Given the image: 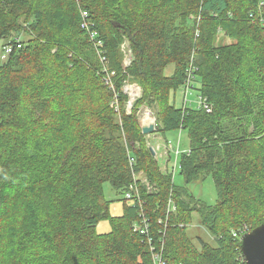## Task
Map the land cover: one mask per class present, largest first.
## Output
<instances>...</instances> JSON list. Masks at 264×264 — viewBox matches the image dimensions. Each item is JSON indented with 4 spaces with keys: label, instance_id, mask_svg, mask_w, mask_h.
Returning a JSON list of instances; mask_svg holds the SVG:
<instances>
[{
    "label": "trees",
    "instance_id": "obj_1",
    "mask_svg": "<svg viewBox=\"0 0 264 264\" xmlns=\"http://www.w3.org/2000/svg\"><path fill=\"white\" fill-rule=\"evenodd\" d=\"M0 41V57L13 46L0 63V264H246L233 230L264 223V0H0ZM189 74L209 111L177 105ZM127 83L141 87L131 108ZM174 130L189 140L182 184L175 153L163 170L148 138ZM210 175L214 203L188 188ZM194 213L214 243L194 242Z\"/></svg>",
    "mask_w": 264,
    "mask_h": 264
},
{
    "label": "rangeland",
    "instance_id": "obj_2",
    "mask_svg": "<svg viewBox=\"0 0 264 264\" xmlns=\"http://www.w3.org/2000/svg\"><path fill=\"white\" fill-rule=\"evenodd\" d=\"M1 45H2V41H0V52H1ZM127 60V57H126ZM3 62V59H1L0 57V63ZM175 66L173 64L169 65L166 68V73L167 74H171L174 71ZM110 79V78H108ZM126 88L129 91V95L131 96V91L133 90V88H138V94L141 93V87L138 86V84L136 83H127L126 84ZM177 96H176V103L178 106H183V100H184V93L182 88H180L177 92ZM135 95V94H133ZM194 97V90L192 91V94L190 95V98ZM147 107H143L142 111H141V115H140V119L143 120L144 122H151V121H147L145 120L146 117V113H143V110L146 109ZM151 110V116L152 118H155L154 112ZM142 120V121H143ZM149 138V142L151 144V146H155L157 147V145L162 146L164 144V140L168 139L170 140L174 145L177 144V142H180L181 144V148L184 149L188 146V136L187 133L185 131H179V130H174L171 132L166 133L165 136H158L157 138H152V136H148ZM164 138V139H163ZM162 148V147H161ZM162 160L160 161L163 165H161L162 167H164V159L161 158ZM179 171V168H177V172ZM176 172L175 175V181L178 184H182L184 183L183 178L179 175V173ZM188 188L190 189V191L198 198H200L201 200L207 202V203H214L217 199V189H216V184L214 182L213 177L210 175L208 176L206 179H201L195 182H192L188 185ZM105 193L106 196L108 197V199L112 200V204L110 206V213L112 215H120L123 212V204H122V198H123V194L122 192H119L117 190H115L109 183L105 184ZM121 199V200H120ZM193 222H192V227L190 228V235L192 236L194 242L196 244H199V240H198V236L203 237L205 240L214 243V238L212 236V233L210 231L207 230V228L205 226H203L198 218V214L194 213L193 214ZM111 229V224L109 222V220H102L97 227V231L99 233H104V232H108Z\"/></svg>",
    "mask_w": 264,
    "mask_h": 264
},
{
    "label": "built area",
    "instance_id": "obj_3",
    "mask_svg": "<svg viewBox=\"0 0 264 264\" xmlns=\"http://www.w3.org/2000/svg\"><path fill=\"white\" fill-rule=\"evenodd\" d=\"M83 16L84 18L87 20V13L84 12L83 13ZM88 24V22H87ZM83 27H87L86 24H83ZM93 36V35H92ZM95 37V36H94ZM99 45H101V40L98 41ZM18 48H21L22 44L21 42L19 41L18 42ZM123 50H125V53L126 56H127V60H126V64H129L131 62V57H132V51L130 49V47L127 49V45H123L122 46ZM5 53L4 54H1V58L2 59H6L9 55V53H11L13 51V46L10 45V46H6L5 47ZM192 77H191V74H189L187 76V79H186V82L181 86L182 90H183V93H184V100H183V107L186 108L188 106H192V105H195L199 108H206L208 111L210 110V105L208 104V101H207V98H205L204 96H198L197 98H190V95L192 94V91H193V82L194 80L192 81ZM109 81V79H108ZM125 92H127L129 94V91L128 89L126 88L125 86ZM138 92L133 95L132 91H131V97H136L138 96ZM149 113L151 114V110L147 107L146 109L143 110V113ZM142 120H143V117H142ZM154 118H152V121L151 122H154ZM150 123V122H149ZM149 123H146V124H149ZM155 123V122H154ZM155 147V146H153ZM162 147V148H161ZM180 145H179V142H177L176 145H174L170 140L167 139V141L164 140V144L162 146L160 145H157L156 148V151H155V154L158 158H163L164 159V168L166 167L167 165V162L169 160L168 156H169V151L170 152H173L175 153L176 155V159L174 160V166L172 167L173 169V173L175 174L177 172V168H179V161H178V157H179V154L181 152V149L179 148ZM184 150V149H183ZM143 181L146 182V178H143ZM151 188V187H150ZM126 197L129 199V200H132V194L130 192L126 193ZM174 208V207H173ZM141 233H146L147 230H148V223H147V220L144 219V226L143 227H139L138 228ZM251 229L249 227H244L242 229H239V230H233V235L236 236V237H242L244 234L250 232ZM151 242V240H149V243ZM244 256V255H243ZM162 254L161 253H157L154 255V261H155V264H164V261H163V258H162ZM244 261H245V258H244Z\"/></svg>",
    "mask_w": 264,
    "mask_h": 264
},
{
    "label": "water",
    "instance_id": "obj_4",
    "mask_svg": "<svg viewBox=\"0 0 264 264\" xmlns=\"http://www.w3.org/2000/svg\"><path fill=\"white\" fill-rule=\"evenodd\" d=\"M134 100L130 98L129 103L131 106ZM155 129V123L153 122L142 126V131L145 134H150ZM151 150L155 154V150L153 148ZM240 245L246 264H264V223L244 234L240 239Z\"/></svg>",
    "mask_w": 264,
    "mask_h": 264
},
{
    "label": "bare ground",
    "instance_id": "obj_5",
    "mask_svg": "<svg viewBox=\"0 0 264 264\" xmlns=\"http://www.w3.org/2000/svg\"><path fill=\"white\" fill-rule=\"evenodd\" d=\"M137 92H138V88H133L132 93H133V94H136ZM145 120H147V121H152V116H151V114H149L148 112L146 113ZM143 121H144V120H143Z\"/></svg>",
    "mask_w": 264,
    "mask_h": 264
}]
</instances>
